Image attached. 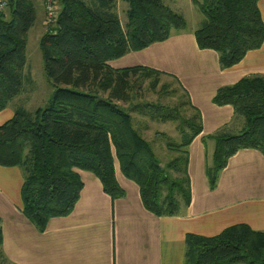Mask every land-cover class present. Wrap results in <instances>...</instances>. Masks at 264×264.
<instances>
[{"label":"trees","instance_id":"obj_1","mask_svg":"<svg viewBox=\"0 0 264 264\" xmlns=\"http://www.w3.org/2000/svg\"><path fill=\"white\" fill-rule=\"evenodd\" d=\"M127 1L123 28L116 0H58L55 20L38 41L52 93L33 111L15 106L0 124V166L21 169V212L39 232L50 218L73 209L83 186L77 169L92 172L113 200L125 194L115 177L116 163L137 184L145 209L157 216L177 215L190 203L187 148L202 130L199 110L183 87L184 101L172 106L140 101L142 82L157 92L161 76L175 80L174 75L145 65L108 64L167 39L172 30H184L187 22L163 0ZM259 1L192 0L203 16L194 31L197 47L215 51L222 69L261 47ZM6 8L7 13L0 10V111L20 95L24 80L32 82L24 73L25 47L36 19L32 0H7ZM160 88L167 93L168 87ZM211 101L231 105L244 118L237 132L210 135L214 149L205 174L213 189L238 150L257 149L264 155V75L221 86ZM135 112L176 123L180 142L167 143L166 150L175 155L165 163L134 127ZM1 244L0 226V264H6ZM183 264H264V231L238 223L213 236L186 233Z\"/></svg>","mask_w":264,"mask_h":264},{"label":"crops","instance_id":"obj_2","mask_svg":"<svg viewBox=\"0 0 264 264\" xmlns=\"http://www.w3.org/2000/svg\"><path fill=\"white\" fill-rule=\"evenodd\" d=\"M32 1L34 23L39 18L42 27L43 1ZM187 6L195 16L200 15L193 10L192 0ZM258 7L264 23V0ZM182 15L187 22L184 30H172L167 39L127 52L108 64L112 68L145 65L180 78L192 106L199 110L202 130L187 148L189 205L177 215L157 216L145 209L137 184L124 177L118 166L115 177L125 194L113 200L92 172L77 169L83 186L73 209L50 218L39 232L21 212V169L0 166L1 250L6 264H183L186 233L213 236L238 223L264 231L261 151L238 150L219 172L213 189L205 174L214 149L210 135L220 130L235 133L244 124L231 105L218 106L211 99L221 86L264 75V41L239 63L222 69L215 51L197 47L194 31L200 23H188L187 15ZM14 100L0 111V124L13 115Z\"/></svg>","mask_w":264,"mask_h":264},{"label":"rangeland","instance_id":"obj_3","mask_svg":"<svg viewBox=\"0 0 264 264\" xmlns=\"http://www.w3.org/2000/svg\"><path fill=\"white\" fill-rule=\"evenodd\" d=\"M176 1H178V3H176ZM165 3L173 10H177V12L180 14L184 12L185 15H187L188 23H200L203 19V16L199 13V10L194 7L195 5L192 6V8L194 11H197L196 14H200H197L199 16H195L192 11L188 10V0H165ZM127 8V0H119L118 6L116 5V10H118L123 28L127 22ZM1 11L7 13V8L5 7ZM39 21L40 19L37 18L32 28H30L28 31L25 47L26 63L24 66V73H28L30 75L32 82H25L24 80L22 91L20 95L14 100L13 104L22 106L30 111L42 106L52 93V87L44 75L41 52L38 47L39 38L47 29L51 27L52 23H43L41 27ZM174 79L175 80L169 76H161L160 83L157 86V92L147 89V81L142 82L140 85L141 88L137 89L138 93L140 94V101L158 102L169 106L175 105L178 100L184 101L185 96L181 89L183 87L182 81L176 76ZM161 84L168 87L167 93H161ZM188 114L189 112L187 111L186 115ZM132 117L134 127L137 128L140 131L142 137L151 144L157 158L165 163L175 155L173 151H167L165 147L167 143L173 144L180 142V136L176 130V123L169 121L158 122L136 112L132 113ZM115 166H117L116 163Z\"/></svg>","mask_w":264,"mask_h":264},{"label":"built area","instance_id":"obj_4","mask_svg":"<svg viewBox=\"0 0 264 264\" xmlns=\"http://www.w3.org/2000/svg\"><path fill=\"white\" fill-rule=\"evenodd\" d=\"M44 6V23H51L55 20L57 9L59 7L58 0H42ZM7 0H0V10L6 7Z\"/></svg>","mask_w":264,"mask_h":264}]
</instances>
